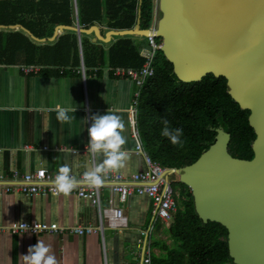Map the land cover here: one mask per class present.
Wrapping results in <instances>:
<instances>
[{
  "label": "trees",
  "instance_id": "1",
  "mask_svg": "<svg viewBox=\"0 0 264 264\" xmlns=\"http://www.w3.org/2000/svg\"><path fill=\"white\" fill-rule=\"evenodd\" d=\"M76 1V2H75ZM155 0H0V65H40L68 73L81 67L76 27L88 30L98 26L100 34L136 29L146 31L153 21ZM77 5V16H76ZM66 27L52 40L57 27ZM71 28V29H70ZM81 34L86 74L101 73L107 66L141 68L146 58L145 38L116 36L109 43L93 34ZM22 64V65H23ZM67 72V71H66ZM250 112L242 110L227 93L224 77L208 75L200 82L183 83L174 74L173 65L158 51L154 74L146 79L138 107V128L148 154L168 170L194 164L214 143L217 130L231 135L232 157L252 160L256 138L249 124ZM162 118L169 127L182 128L183 146L172 145L161 136ZM171 176V175H170ZM169 176V177H170ZM178 212L169 228L167 243L153 246L152 264H235L228 247V230L217 222L204 223L195 210L191 190L173 182Z\"/></svg>",
  "mask_w": 264,
  "mask_h": 264
},
{
  "label": "crops",
  "instance_id": "2",
  "mask_svg": "<svg viewBox=\"0 0 264 264\" xmlns=\"http://www.w3.org/2000/svg\"><path fill=\"white\" fill-rule=\"evenodd\" d=\"M92 35H89L91 42L94 41ZM80 38L81 67L73 73L60 69L59 73L25 75L19 69L22 62L0 65L1 174L38 169L57 173L61 166H68L69 173L76 175L90 170L93 168L91 155L83 151L88 139L83 121L92 113L104 114L107 110L119 115L124 124L123 149L127 159L115 170L131 176L145 169L143 159L134 153L136 143L132 138L130 108L137 87L130 79L113 77L109 66L101 73L95 69L86 74ZM146 47L145 40L144 48L148 50ZM72 105L75 111L71 113L69 108L68 112L75 119L62 124L56 119V112L59 107ZM29 146L33 149H27ZM70 150L81 152L73 154ZM100 159L95 156V163ZM102 204L123 207L127 227L115 230L105 224L103 233L83 236L0 233V264H22L20 255L27 254L29 246L35 245L39 238L51 246L57 264H139L146 238L142 233L152 222L151 200L133 194L122 203L118 194L106 186L102 191ZM22 221L53 222L65 228L97 226L99 214L89 202L76 196L11 193L0 197V226ZM165 230L163 224L156 226L151 235L152 245L160 240L169 243ZM160 252L153 246V254Z\"/></svg>",
  "mask_w": 264,
  "mask_h": 264
},
{
  "label": "water",
  "instance_id": "3",
  "mask_svg": "<svg viewBox=\"0 0 264 264\" xmlns=\"http://www.w3.org/2000/svg\"><path fill=\"white\" fill-rule=\"evenodd\" d=\"M159 10L160 52L177 78L193 83L208 75L224 77L227 93L250 112L256 135L253 159L242 160L229 153L231 135L218 129L215 143L194 164L167 176L177 175L191 190L204 223L228 230L235 264H264V0H159ZM139 24L140 18L136 29L105 36L98 26L76 31L79 38L94 34L109 43L116 36L145 37ZM65 29L57 27L52 40Z\"/></svg>",
  "mask_w": 264,
  "mask_h": 264
},
{
  "label": "built area",
  "instance_id": "4",
  "mask_svg": "<svg viewBox=\"0 0 264 264\" xmlns=\"http://www.w3.org/2000/svg\"><path fill=\"white\" fill-rule=\"evenodd\" d=\"M155 6V3H154ZM77 16V13H76ZM158 21L156 9L153 12V21L148 30H146V44L150 50L144 51L146 58L145 64L141 68H109V72L115 78H127L132 80L137 90L134 94L131 108V124H132V138L135 140V155L143 159L145 169L141 172L134 173L131 176H126L116 170H109L103 175L104 183L101 186H89L85 183L78 184L68 195L62 193H55L54 187L51 184L52 178L57 173H51L46 169H38L33 172L21 173L13 171L5 175L0 173V197L11 193H22L27 196H76L80 199L86 200L93 207L97 209L99 214V223L97 226H76L73 228L60 227L53 222H14L7 227L0 226V233L10 234H77L80 236L103 233L105 224L112 229H121L127 227V217L124 213L123 207L103 206L102 191L108 186L110 190L118 194L122 203L126 202L127 198L133 194L148 197L153 205L152 222L147 230L142 234L146 237L144 242V250L142 261L139 264H152L153 245L151 235L155 231L158 224H163L169 228L175 214L178 212L179 206L177 201V193L175 192L170 177L167 176L168 169L164 168L159 162L152 159L144 147L141 133L138 128V107L141 90L147 78L154 74V59L158 51L161 50L162 41L156 36L158 30ZM19 69L25 75H38L43 70L54 69V67L40 66V65H20ZM85 73L84 68L82 69ZM27 149H33L31 146ZM48 150V147H44ZM62 151H67V148H60ZM73 154L81 151L70 150ZM86 152V147L83 150ZM1 152V150H0ZM88 153V152H87ZM93 167L96 166L95 156L91 155ZM43 173V175H41ZM76 179H80L82 174L76 175L69 173Z\"/></svg>",
  "mask_w": 264,
  "mask_h": 264
},
{
  "label": "clouds",
  "instance_id": "5",
  "mask_svg": "<svg viewBox=\"0 0 264 264\" xmlns=\"http://www.w3.org/2000/svg\"><path fill=\"white\" fill-rule=\"evenodd\" d=\"M69 108L72 109L71 113L75 111V107L72 105L59 107L56 112V119L62 124L75 119L69 115ZM83 123L86 124L88 136L86 152L101 157L100 162L90 170H86L79 180L69 174L68 166H61L51 180L55 193L68 195L80 183L95 187L101 186L104 183L102 174L122 167L127 159L123 149L125 144L124 124L119 115L108 110L104 114L92 113L90 117L84 118ZM161 123V136L167 138L172 145L182 147V128L169 127V121L164 118H162ZM50 247L42 238H39L35 245L29 246L27 254L20 255L22 264H57V259L50 251Z\"/></svg>",
  "mask_w": 264,
  "mask_h": 264
},
{
  "label": "rangeland",
  "instance_id": "6",
  "mask_svg": "<svg viewBox=\"0 0 264 264\" xmlns=\"http://www.w3.org/2000/svg\"><path fill=\"white\" fill-rule=\"evenodd\" d=\"M154 8L156 9V14H157V18L160 19L162 14L159 10V0H155V6ZM138 38V37H136ZM179 179H178V176L177 175H171L170 176V181L173 183V182H177Z\"/></svg>",
  "mask_w": 264,
  "mask_h": 264
}]
</instances>
